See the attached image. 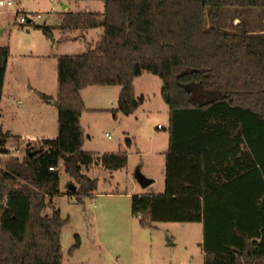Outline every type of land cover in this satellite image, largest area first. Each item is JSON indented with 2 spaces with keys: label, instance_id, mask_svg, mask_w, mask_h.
Returning a JSON list of instances; mask_svg holds the SVG:
<instances>
[{
  "label": "trees",
  "instance_id": "trees-1",
  "mask_svg": "<svg viewBox=\"0 0 264 264\" xmlns=\"http://www.w3.org/2000/svg\"><path fill=\"white\" fill-rule=\"evenodd\" d=\"M70 1L105 7L63 13L61 31L102 28L104 34L84 54L57 59V138L3 163L12 136L0 128V264H62L69 220L52 206L62 194L60 164L79 186L67 195L81 205L98 189L83 167L96 162L115 172L128 164L126 152L83 150L81 92L118 86L111 112L130 116L145 100L134 86L144 73L162 81L171 120L165 192L132 197L141 227L199 223L204 264H264V30L234 33L221 23L223 9H264V0ZM9 58V48L0 47V91ZM80 244L77 236L72 251Z\"/></svg>",
  "mask_w": 264,
  "mask_h": 264
},
{
  "label": "rangeland",
  "instance_id": "rangeland-1",
  "mask_svg": "<svg viewBox=\"0 0 264 264\" xmlns=\"http://www.w3.org/2000/svg\"><path fill=\"white\" fill-rule=\"evenodd\" d=\"M15 1L12 7H0V47L9 48L11 70L19 68L24 75L18 81L17 87H8L6 90L7 95L12 93V89L15 92V94L12 93L10 101H5L8 116L18 110L33 109L37 101L36 94L26 91V86L34 83L32 70L39 63L36 58L29 57L30 52L26 50L28 42L40 43L41 38L45 36L52 46L50 51L52 50L53 55H82L86 52L89 42L97 43L101 38H98L97 32L104 34L101 28L90 30L88 34L84 31L87 41L81 37L62 45L59 41L62 33L56 27L67 9L70 12H79L84 11L88 6V9L96 10L104 5L103 2ZM117 1L143 3L145 0ZM66 5L67 9H65ZM25 13L40 15L41 18L35 23L21 26L18 19ZM221 23L230 32L260 33L264 30V9L225 8L222 10ZM45 26L51 29L50 36L39 29ZM53 39H56L54 44ZM22 54L26 57H22ZM51 63L53 64L52 70ZM51 73L55 77L54 83L57 89V60L54 63L50 62V75ZM25 75H28V78ZM148 87L150 88L148 91L155 92L153 87ZM138 90L140 93L142 88L139 86ZM157 100L160 99L152 98V103L147 104L156 111L152 116H125L119 113L114 118L111 113L98 119L99 115H93L92 120L96 130L86 148L97 151L108 149L115 153L122 151L128 155L127 167L117 173L106 170L96 162L85 171L90 178L98 180V189L94 193L95 198H87L81 205L76 203L74 197L68 196L67 192L72 184L73 188L79 186L65 172L63 164H60V189L65 192L53 199V205L60 210L63 219L69 220L63 230L62 264H204L205 257L201 247L202 224L165 222L157 223L153 228H142L139 218L132 212L134 195L165 192V157L159 155V152L164 153L168 149L169 116L160 114L159 111L162 110L156 109ZM142 125L144 131L140 132L139 128ZM123 130L128 132L127 136L122 133ZM128 140L131 141L130 146L127 144ZM152 142L156 143L153 147L158 154L147 153L151 150ZM39 147L38 143L27 144L18 138L9 139L6 145L9 153L2 156L3 163L12 157L22 159L27 149H38ZM160 158L163 160L162 163L159 162ZM112 174L115 175L119 185H114ZM139 175L147 179L151 178L146 175H153L156 182L143 188L138 180ZM19 184L20 182L15 186ZM77 236L80 238L81 246L72 251Z\"/></svg>",
  "mask_w": 264,
  "mask_h": 264
},
{
  "label": "crops",
  "instance_id": "crops-1",
  "mask_svg": "<svg viewBox=\"0 0 264 264\" xmlns=\"http://www.w3.org/2000/svg\"><path fill=\"white\" fill-rule=\"evenodd\" d=\"M86 2H79V3H87ZM105 5H101L99 9L96 10H90L87 6L84 11L79 12H72V13H82V12H97L102 13L104 11ZM68 6H65V9H67ZM70 12L69 9H67L64 13ZM61 23V20L59 21V24L56 26L57 29L62 33V37L59 40L62 45H65L67 43H71L70 40L83 38L86 41L87 36H85L84 31L82 30H74L69 32L61 31L58 27ZM100 29V28H98ZM102 29V28H101ZM94 30V29H91ZM90 30H86V33L88 34ZM98 38L103 36V34H100L97 32ZM100 38V39H101ZM42 40L40 43H31L28 42L26 44V50L30 52L29 57L36 58V60L39 62L34 70H32V77L34 79V83H29L26 86V91L28 93H34L37 96V101H35V105L33 109L27 108L26 110H18L15 113H12L11 116H8L7 110L8 107H6L5 101H10V98L12 96V93L15 94L14 89H12V93L10 95L6 94V90L9 87H17L18 81L24 77L22 74L23 72L17 68L11 70L9 60L7 62V69H6V75H5V83L3 90L0 91V128L4 133H10L12 138H18L20 140L25 141L27 144H35L39 143L41 140L44 139H55L57 138L58 134V110L55 106L57 96H58V87L56 89L55 83H54V75L51 73L50 75V62L56 61L58 57L64 56L62 55H53L50 51L51 44L45 36L41 38ZM99 39V40H100ZM56 43V39H53V44ZM95 41L92 43L89 42V44H94ZM28 48V49H27ZM36 51H33L35 50ZM30 50V51H29ZM22 57H26L22 54ZM53 64L51 63V70H52ZM28 78V75H25ZM135 86V94L138 97L143 96L144 97V103L139 107V109L131 116L137 115L138 117L140 115H148L152 116L156 111L154 108H151L150 106H147L148 103H152L153 99H160L157 100L158 107L160 114L168 115L169 116V127H168V135H169V141H170V120H171V114L169 106L164 102L162 96H161V90H162V81L157 77L150 73H144L134 81ZM142 88V91L139 93L138 87ZM148 86L153 87V91H148L150 88ZM57 90V91H56ZM121 93V88L118 86H107V87H101V86H91L85 88L81 92V96L83 98V101L85 103V111L82 114L81 123L82 127L85 132L86 140L83 147V150L85 148V152H91L96 154H106V153H115L112 151H108V149H101L103 151H97L96 149H90L86 148L88 142L93 137V132L96 130V127L94 128V119L93 115H99L97 118L102 119L105 116L104 115H110L112 110H116L118 108V100ZM40 94H44L46 96L51 97V101L47 102L41 99ZM10 96V97H8ZM159 96V97H158ZM9 98V99H8ZM119 114V113H118ZM109 123V122H107ZM100 124V123H99ZM106 124V123H105ZM143 125L139 128L140 132L143 130ZM125 136L128 135V132L123 130L122 132ZM156 143L152 142L151 144V150L147 153L149 154H158L157 151L154 150V147ZM169 150L166 152H159V155H164L165 160V171H166V154ZM121 152V151H119ZM118 153V152H116ZM25 154V153H24ZM24 156V155H22ZM162 158H160L159 162L162 163ZM89 168V167H88ZM87 167H83V173L85 175H88ZM120 171V170H119ZM164 171V174H165ZM118 171L112 172L117 173ZM149 176L148 178H151L153 182H156L155 177L153 175H146ZM152 176V177H151ZM114 185L118 184V181L115 178V175L112 174L111 176ZM93 179V178H91ZM73 186V184H72ZM77 188V186H76ZM61 190V189H60ZM65 191L61 190V193H64ZM146 194V193H145ZM157 194V193H154ZM162 194V193H159ZM61 196V195H60ZM59 197V196H58ZM92 198H95V194H93ZM52 206L56 208V206ZM57 209V208H56ZM59 210V209H58Z\"/></svg>",
  "mask_w": 264,
  "mask_h": 264
},
{
  "label": "built area",
  "instance_id": "built-area-1",
  "mask_svg": "<svg viewBox=\"0 0 264 264\" xmlns=\"http://www.w3.org/2000/svg\"><path fill=\"white\" fill-rule=\"evenodd\" d=\"M15 3V0H0V7H12ZM40 18V15L34 16L33 14L25 13L20 16V18L18 19V23L21 26H24L28 23H35V21L39 20ZM51 170H54V168H51Z\"/></svg>",
  "mask_w": 264,
  "mask_h": 264
},
{
  "label": "water",
  "instance_id": "water-1",
  "mask_svg": "<svg viewBox=\"0 0 264 264\" xmlns=\"http://www.w3.org/2000/svg\"><path fill=\"white\" fill-rule=\"evenodd\" d=\"M138 180L140 182L141 187H143V188H146V187L150 186L152 183H154L152 179H147L146 177H143L140 175H139ZM69 189L75 190L76 188H73V186H70Z\"/></svg>",
  "mask_w": 264,
  "mask_h": 264
}]
</instances>
